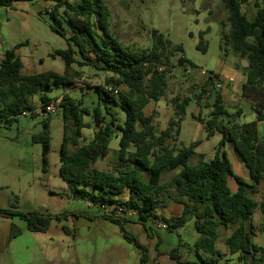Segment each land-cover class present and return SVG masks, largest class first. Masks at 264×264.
I'll list each match as a JSON object with an SVG mask.
<instances>
[{
  "label": "trees",
  "instance_id": "trees-1",
  "mask_svg": "<svg viewBox=\"0 0 264 264\" xmlns=\"http://www.w3.org/2000/svg\"><path fill=\"white\" fill-rule=\"evenodd\" d=\"M19 1L27 0H0V6L14 8ZM51 1L54 6L40 14H50L54 20L51 30L60 36L66 38L65 24L72 32L67 38L68 48L56 49L50 54L64 60L65 72L49 70L41 74H25L24 64L17 53L22 44L8 50L0 61V123L11 124L26 113L36 118L38 113L33 99L40 97L42 111L48 116L42 121L43 130L33 136V141L42 144L43 172L47 173L52 141V115L48 107L54 100L49 92L77 87L69 72L77 63L111 73L105 80L106 88L96 87L99 105L94 110L86 105L85 100L77 101L69 92L63 94L57 106L65 123L60 176L67 183L71 195L108 208L109 211L101 217L121 227L125 238L142 251L143 264L147 262V249L126 231L129 219L125 214L138 213L137 222L144 225L150 218L159 220L161 216L157 211L165 205V196L170 190L175 191V201L183 206V212L170 218L169 228L185 226L195 219V227L200 234L195 248L203 264H220L224 256L217 248L220 229L231 227L235 229L226 239L229 254L239 255L242 264H248L250 259L253 264H264V245L253 241L255 231L250 226L258 207L264 220V194L260 202L253 197L264 180V138L259 135V122L264 121V0H254L257 11L252 19L243 11L249 0H222L232 27L229 34L224 32L222 39L226 47L231 46L249 63L248 66L241 63L238 66L246 76L243 94L256 101L257 120L237 122L242 110L230 113L226 109L221 92L216 89L215 80L219 78L216 74L207 79L194 97L176 95L173 99L175 117L162 131H158L154 124L155 114L148 115L146 109L151 102H159L167 94L171 72L169 57L183 52V46L174 44L164 33L154 29L151 50L135 52L111 32L110 12L104 0ZM198 47L207 51L204 41ZM78 55L82 60L77 59ZM187 64L195 66L186 56L179 59L180 67ZM120 86L125 90H118ZM214 93L216 98L211 103ZM194 99L211 110L206 118L202 113L195 117L204 124L207 138L220 132L222 139L211 160H206L202 154L198 162L191 165L190 160L201 141L180 148L173 147L172 142L178 140L188 106ZM112 103L125 113L124 120H120L119 112L113 111ZM107 115L110 116L109 121H106ZM87 116L93 117L98 129L93 139L84 143V130L91 128V123L86 122ZM114 137L120 138L119 148L115 150L120 163L111 171L100 170L95 164L113 151L110 145ZM227 143L233 144L249 170L250 181L235 173L225 150ZM178 169L180 171L170 180L162 181L166 170ZM231 177L238 185L236 192L230 188ZM125 193L128 198L123 201L121 197ZM68 215L0 209V217L20 218L26 222L29 231L41 233L50 229L53 220L62 221ZM22 232L20 226L13 224L10 240ZM66 232L70 231L66 229ZM201 252L209 254L210 260L203 258ZM170 257L185 264L175 250Z\"/></svg>",
  "mask_w": 264,
  "mask_h": 264
},
{
  "label": "rangeland",
  "instance_id": "rangeland-1",
  "mask_svg": "<svg viewBox=\"0 0 264 264\" xmlns=\"http://www.w3.org/2000/svg\"><path fill=\"white\" fill-rule=\"evenodd\" d=\"M104 2L110 12L111 32L126 47L138 53L150 51L153 45L152 31L157 29L174 44L182 45L184 48L183 52H177L169 57L171 72L168 78L171 85L167 94L159 102H151L146 109L148 115L155 114L154 124L158 131L165 130L170 120L175 117L173 99L176 95L198 94L201 88L202 81H191L185 68L179 66L181 57L185 55L192 61L197 73L203 78L207 76L201 74L202 70L219 74L235 61L238 64L247 61L235 53L231 46L224 45L222 35L224 32L229 34L232 27L229 12L222 0H104ZM53 6L54 2L51 0L19 1L15 3L14 8L0 6V60L8 50L22 44L17 53L24 64L23 73L41 74L49 70L65 72L64 60L60 56L53 58L50 54L56 49L68 48L67 38L71 37L72 32L65 24L66 38L60 36L51 30L54 20L50 14H40L41 11L51 9ZM243 11L252 19L257 11L254 0H249ZM202 41L207 44L206 52L198 47ZM77 59L82 60L79 55ZM69 72L77 87L70 90L54 89L49 92L54 99L51 106L57 112L51 114L52 141L47 173L43 172L42 144L33 141V136L43 130L42 121L48 116L42 111L40 97L36 96L33 99L38 113L36 118H33L31 113H26L11 124L0 123V209H15L22 213L38 211L51 215L69 213L62 221L53 220L46 233L30 231L34 235L37 249L36 253L29 254V259L33 262H37V257L40 256L45 264H143L142 251L125 238L121 227L101 217L109 209L71 195L67 183L60 176V154L65 123L57 106L63 94L69 92L77 101L85 100L86 105L94 110L99 105L96 87L106 88L105 80L111 75L79 63L74 64ZM178 82L184 83L185 88ZM117 89L125 90L123 86ZM110 105L114 112H119L120 120H124L125 113L122 109L113 103ZM196 107L194 101L190 103L177 142L180 148L197 139H203L190 160L191 165L198 162L200 157L198 153H206L209 157L206 156V160H211L215 154V146L222 139L220 132L207 138L206 132L199 130V124L191 115V111ZM209 113L210 109H202L203 117L206 118ZM109 120L110 116L107 115L106 121ZM254 120L256 113L246 111L242 117L243 123ZM86 122L91 123V128L84 130V143L91 141L98 129L92 116H87ZM261 133L264 134V126H261ZM119 140V137L113 138L110 145L113 151L106 158L100 159L95 164L96 168L111 171L119 165L120 161L115 152L119 148ZM226 150L236 173L242 160L231 143L227 144ZM178 170H166L162 175V181L170 180ZM261 191L264 192V182ZM253 197L260 202L261 194H254ZM127 198V193L121 197L123 201ZM175 198V191L170 190L165 196L166 205L161 210L179 214L182 206L173 202ZM125 216L129 219L125 225L126 231L134 235L147 249L146 264H182L170 257L174 250L185 264H203L195 248L200 234L196 230L194 218L185 226L171 229L169 228L171 217L166 213L159 220L150 218L145 225L137 222L139 214L136 212ZM263 222L258 207L250 226L255 231L253 241L259 245H264ZM13 224L29 232L26 222L20 218L0 217V248L10 239ZM66 229L70 232H66ZM233 229L234 227L220 229L218 247L225 254H228L226 238ZM157 252L160 253L158 258ZM23 253L24 257L28 255L26 246ZM201 255L210 260L209 254L201 252ZM224 256L220 264H242L239 255ZM248 264H253L251 259Z\"/></svg>",
  "mask_w": 264,
  "mask_h": 264
},
{
  "label": "crops",
  "instance_id": "crops-1",
  "mask_svg": "<svg viewBox=\"0 0 264 264\" xmlns=\"http://www.w3.org/2000/svg\"><path fill=\"white\" fill-rule=\"evenodd\" d=\"M241 64L243 65V61H241ZM184 68L186 70V73L189 74V79L191 81H194V80H201L202 81L201 82V87L206 84V81H207V79L210 76L216 75L214 73H209L208 71L202 70L201 74L204 75V76H207V77L203 78V77H201L199 75V73H197L196 66L192 67L190 64H187V66L184 67ZM189 71H190V73H189ZM217 75H219V78L215 80V85H217L218 81H220V80L223 81V83H224L223 88L221 90H219L221 92V95H222L224 106L226 107V109L230 113H235V112H237L239 110H242V116L240 117V119L237 120V122L243 123L242 122V117H243V115H245L246 111L249 112V113H256L255 112L256 101L253 98H251V97L245 96L243 94V91L240 92V87L242 88L243 84L246 82V76L244 75L242 69L238 66V63H236V61L233 64H230L229 66H227L226 69L223 72H220ZM168 79L170 81V78H168ZM178 84L183 85L184 88H185V84L184 83H179L178 82ZM188 84H192L193 85V83H188ZM170 85H171V83H170ZM191 89H192V87H191ZM194 95L195 94L185 95L184 93H182L181 97L182 98H185L186 96L194 97ZM193 101L196 103L197 107H196V109H193L191 111L192 118L199 124V130L200 131H205L204 124L201 121H199L198 119L195 118V117L199 116L200 113H202V109H204V107H202L201 104H199L196 99H194ZM203 103L204 102H202V104ZM188 108H189V106H188ZM207 109H209V108H207ZM230 109H234V110H230ZM187 112H188V110H187ZM256 120H257V113H256ZM261 126H264V121H260L259 122V135H260L261 138H264V134L261 133ZM181 132H182V130H181ZM178 140H179V138H178ZM178 140L176 142H172V146L173 147H178V143H177ZM195 141H201V144H202L203 139L200 138V139H197ZM195 141H193V142H195ZM227 144L225 146V150L227 148ZM217 146H215V147H217ZM215 147H212V149H214ZM226 152H227V150H226ZM195 153H196V150H195ZM198 154H199L198 157L200 155H202V154L207 156L206 153H198ZM213 157H211V158H213ZM240 164L241 165H239V167L237 168L236 174L241 176V177H243L246 181H250V172H249V170L246 168V166L244 165L243 162L240 163ZM179 171H180V169L178 170V172ZM262 182H264V180ZM229 185H230V188H231V190L233 192L237 191L238 185L236 183V180L233 177H231L229 179ZM261 185H262V183L259 185L258 194H261V199H262V196H263L264 192L261 191ZM173 202L176 203V204H179L175 200H173ZM179 205H181V204H179ZM161 209H159L157 211V214L159 216H163L164 213H166L170 217L180 216L182 214V212H183V206H182V210H181V212L179 214H175L173 211L164 212ZM234 229H235V227H234ZM233 230L228 234L227 238L230 236V234L233 232ZM34 241H35L34 235H32L30 233V231L28 232V231H25V230H23V233L20 236H18L17 238H15L13 240L8 239L7 243L4 244L2 248H0V264H45L41 260L40 256L37 257V259H38L37 262H33L32 259L31 260L29 259V257H30L29 254H31L30 252H32V253H36L37 252V249L35 248ZM161 242H162V240H161ZM218 242H219V240H218ZM218 242H217V248L219 249ZM31 245H32V247H29ZM25 246H26V251L28 253V255L26 257H24V253H23ZM1 249H3V250H1ZM221 252L223 253V251H221ZM227 252L229 254L228 247H227ZM223 254L225 255L224 257H226V255H228V254H225V253H223ZM159 255H160V253L157 252V257L156 258H158ZM221 262H223V259L221 260Z\"/></svg>",
  "mask_w": 264,
  "mask_h": 264
},
{
  "label": "built area",
  "instance_id": "built-area-1",
  "mask_svg": "<svg viewBox=\"0 0 264 264\" xmlns=\"http://www.w3.org/2000/svg\"><path fill=\"white\" fill-rule=\"evenodd\" d=\"M66 1L74 2V1H78V0H66ZM223 85H224L223 81H221V80L218 81V83H217V85H216L217 90H221V89L223 88ZM48 112H50L51 114H54V113L57 112V110H56L55 108H53L52 106H49V107H48ZM163 227H164V228H167L166 225H163Z\"/></svg>",
  "mask_w": 264,
  "mask_h": 264
},
{
  "label": "water",
  "instance_id": "water-1",
  "mask_svg": "<svg viewBox=\"0 0 264 264\" xmlns=\"http://www.w3.org/2000/svg\"><path fill=\"white\" fill-rule=\"evenodd\" d=\"M243 65H244V66H248L249 63H248L247 61H243ZM215 98H216V93H214L213 98L211 99V103L214 102Z\"/></svg>",
  "mask_w": 264,
  "mask_h": 264
}]
</instances>
